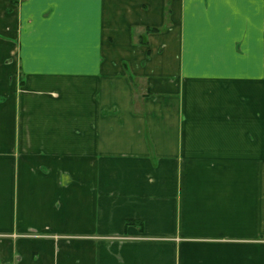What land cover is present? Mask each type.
<instances>
[{
    "label": "crops",
    "instance_id": "1",
    "mask_svg": "<svg viewBox=\"0 0 264 264\" xmlns=\"http://www.w3.org/2000/svg\"><path fill=\"white\" fill-rule=\"evenodd\" d=\"M0 264H264V0H0Z\"/></svg>",
    "mask_w": 264,
    "mask_h": 264
}]
</instances>
